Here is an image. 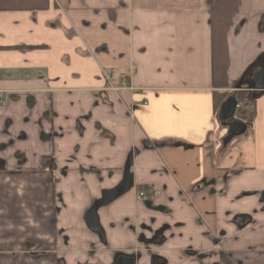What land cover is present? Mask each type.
<instances>
[{
  "label": "crops",
  "instance_id": "crops-1",
  "mask_svg": "<svg viewBox=\"0 0 264 264\" xmlns=\"http://www.w3.org/2000/svg\"><path fill=\"white\" fill-rule=\"evenodd\" d=\"M262 55L264 0H0V264H264Z\"/></svg>",
  "mask_w": 264,
  "mask_h": 264
},
{
  "label": "water",
  "instance_id": "water-1",
  "mask_svg": "<svg viewBox=\"0 0 264 264\" xmlns=\"http://www.w3.org/2000/svg\"><path fill=\"white\" fill-rule=\"evenodd\" d=\"M242 83L247 86L249 101H255L264 96V55H262L247 71ZM238 100L236 96L229 95L220 105L216 114V120L220 126L226 129V135L221 141L225 149L234 139L243 137L248 131V125L241 120L234 118ZM116 195V194H115ZM95 221L89 218L87 226L95 229ZM133 264L132 258H125L119 264Z\"/></svg>",
  "mask_w": 264,
  "mask_h": 264
},
{
  "label": "built area",
  "instance_id": "built-area-1",
  "mask_svg": "<svg viewBox=\"0 0 264 264\" xmlns=\"http://www.w3.org/2000/svg\"><path fill=\"white\" fill-rule=\"evenodd\" d=\"M248 105L249 102L238 100L234 118L242 121L246 117V115H248V111H247ZM4 106H5V100L2 98L0 94V107H4ZM139 196H142V193H140Z\"/></svg>",
  "mask_w": 264,
  "mask_h": 264
},
{
  "label": "trees",
  "instance_id": "trees-1",
  "mask_svg": "<svg viewBox=\"0 0 264 264\" xmlns=\"http://www.w3.org/2000/svg\"><path fill=\"white\" fill-rule=\"evenodd\" d=\"M249 69H250V68H249ZM249 69H248V70H249ZM248 70H247V71H248ZM246 73H247V72H246ZM246 73H245V74H246ZM245 74H244V76H245ZM244 76H243V78H244ZM243 78H242V80H243ZM238 85L240 86V88H242V89L245 88V89H246V85H245L244 83H241V84H238ZM219 96H220L219 99H215L214 104H216V105H218V104H217L218 102H219V103H222V102L224 101V99H226L227 94H220ZM245 96H246V92H240V93L237 94L236 98H237L238 100H242ZM250 104H251V103H250ZM253 115H254L253 111H250V116H249V118L245 120L247 124H250V123L252 122ZM242 121H243V120H242ZM245 121H244V122H245ZM239 219H241V218L236 217L235 221L237 222Z\"/></svg>",
  "mask_w": 264,
  "mask_h": 264
},
{
  "label": "rangeland",
  "instance_id": "rangeland-1",
  "mask_svg": "<svg viewBox=\"0 0 264 264\" xmlns=\"http://www.w3.org/2000/svg\"><path fill=\"white\" fill-rule=\"evenodd\" d=\"M246 96L242 99V100H239V101H245L246 100ZM251 109V105L249 103L248 105V108H247V111L248 113H250V110ZM248 116V115H247ZM249 117H247L248 119ZM241 138L243 137H240V138H237V139H234L226 148H225V154H228L230 156H232V154L234 153H237V151H239V146L238 144L240 143V140H242Z\"/></svg>",
  "mask_w": 264,
  "mask_h": 264
},
{
  "label": "flooded vegetation",
  "instance_id": "flooded-vegetation-1",
  "mask_svg": "<svg viewBox=\"0 0 264 264\" xmlns=\"http://www.w3.org/2000/svg\"><path fill=\"white\" fill-rule=\"evenodd\" d=\"M140 193H142V196H140V197H144V196H148V195L152 194V191H149V192H139V194ZM262 200L264 201V195L262 196ZM239 218H241L239 220H242L240 223H246L248 221V218H246V217H239ZM239 220L237 221V223H239Z\"/></svg>",
  "mask_w": 264,
  "mask_h": 264
}]
</instances>
